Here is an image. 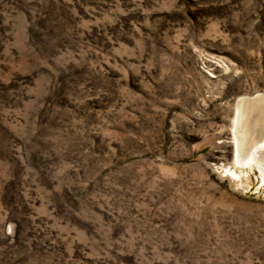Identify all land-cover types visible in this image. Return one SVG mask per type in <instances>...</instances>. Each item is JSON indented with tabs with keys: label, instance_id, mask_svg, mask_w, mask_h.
I'll return each mask as SVG.
<instances>
[{
	"label": "rangeland",
	"instance_id": "obj_1",
	"mask_svg": "<svg viewBox=\"0 0 264 264\" xmlns=\"http://www.w3.org/2000/svg\"><path fill=\"white\" fill-rule=\"evenodd\" d=\"M259 92L264 0H0V264H264Z\"/></svg>",
	"mask_w": 264,
	"mask_h": 264
},
{
	"label": "bare ground",
	"instance_id": "obj_2",
	"mask_svg": "<svg viewBox=\"0 0 264 264\" xmlns=\"http://www.w3.org/2000/svg\"><path fill=\"white\" fill-rule=\"evenodd\" d=\"M233 137L236 163L251 165L256 163L261 169L264 164V94L241 97L237 101L233 121Z\"/></svg>",
	"mask_w": 264,
	"mask_h": 264
}]
</instances>
